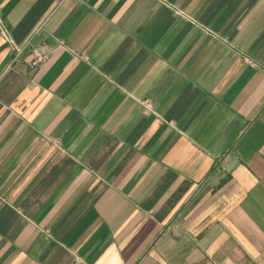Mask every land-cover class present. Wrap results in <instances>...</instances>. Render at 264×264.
Masks as SVG:
<instances>
[{
  "label": "crops",
  "instance_id": "obj_1",
  "mask_svg": "<svg viewBox=\"0 0 264 264\" xmlns=\"http://www.w3.org/2000/svg\"><path fill=\"white\" fill-rule=\"evenodd\" d=\"M0 264H264V0H0Z\"/></svg>",
  "mask_w": 264,
  "mask_h": 264
},
{
  "label": "built area",
  "instance_id": "obj_2",
  "mask_svg": "<svg viewBox=\"0 0 264 264\" xmlns=\"http://www.w3.org/2000/svg\"><path fill=\"white\" fill-rule=\"evenodd\" d=\"M63 1V0H62ZM1 34L4 36V37H7V32L4 28H2L1 30ZM42 61V57L40 54L38 53H35L34 54V59L33 61L30 63V68L32 69H35Z\"/></svg>",
  "mask_w": 264,
  "mask_h": 264
}]
</instances>
